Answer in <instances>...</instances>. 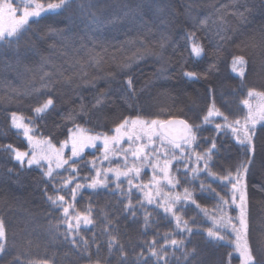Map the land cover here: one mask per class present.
Here are the masks:
<instances>
[{"label":"trees","instance_id":"trees-1","mask_svg":"<svg viewBox=\"0 0 264 264\" xmlns=\"http://www.w3.org/2000/svg\"><path fill=\"white\" fill-rule=\"evenodd\" d=\"M192 31L204 46L198 60L185 46V34ZM236 56L247 61L243 85L232 71ZM193 70L198 78L188 79L184 72ZM45 84L49 86L43 87ZM248 89L264 92V0H74L62 14L44 13L41 22L32 24L19 43L0 48V219L5 223L9 248L7 256L0 259L5 264H15L17 257L21 264L44 260L50 264H95L97 260L100 264H124L115 248L108 250V230L118 237L127 253V264H143L138 254L144 251L145 257L149 255L145 249L152 239L160 245L165 235L184 238L175 229V221L160 209L152 211L153 223L147 229L140 211L130 216L123 203L126 184L121 190L113 181L106 189L83 187L72 201L69 190L77 180L83 184L85 178L90 182L94 177L92 161L100 168L109 165L106 161L100 163L102 147L80 158L76 165L79 175L67 187L61 183L69 175L63 169V175L50 182L40 167H21L5 151L7 145L30 150L26 138L11 126V113L23 115L26 121L32 118L35 130L51 137L59 147L74 123L100 134H111L123 118L136 114L201 124L213 100L231 121L246 113L241 101ZM98 97H103L102 103L94 106ZM46 98L53 99V108L37 119L33 109ZM68 113L74 114V121L65 119ZM211 119L223 123L222 117ZM213 140L219 149L210 161L208 171L213 175L201 171L193 179L189 174L186 183L181 171L176 189L182 192L188 187L200 205L196 208L185 202L179 213L193 227L185 246L188 251L195 248V255L185 259L180 251L169 252L168 264H226L232 251L227 244L210 243L206 230L213 224L211 216L220 215L216 193L224 199L231 196L230 186L225 187L227 181L220 177L234 172L245 154L231 134L218 133L214 123L201 125L198 151L206 150ZM254 143L246 193L249 241L260 259L264 253L261 125H257ZM111 164L115 166L116 161ZM148 178L149 172L144 170L145 183ZM54 187L62 189L60 194L72 204L70 214L91 210L94 223H82L77 236L87 241L86 248L82 244L74 246L65 238L68 229L63 213L47 200ZM130 198L139 207L137 198L143 200V195L133 188ZM153 207L147 206L149 210ZM201 209L210 216H204ZM226 211L233 218L238 215L235 205ZM238 259L233 253L232 264Z\"/></svg>","mask_w":264,"mask_h":264},{"label":"snow or ice","instance_id":"snow-or-ice-1","mask_svg":"<svg viewBox=\"0 0 264 264\" xmlns=\"http://www.w3.org/2000/svg\"><path fill=\"white\" fill-rule=\"evenodd\" d=\"M74 0H0V48L9 47L19 43L20 39L30 30L32 24L41 22V17L46 12L67 11ZM152 5H149L151 7ZM143 20V17H140ZM186 47L194 60L200 59L204 54V46L196 37L195 31L185 34ZM247 67V61L243 56H236L232 60V71L243 78ZM45 75H48L45 73ZM184 75L188 79L195 80L199 74L196 71H186ZM131 89V80L127 81ZM48 84L43 87H48ZM103 97H98L96 104L102 103ZM246 113H242L239 118L231 121L216 108L214 100L203 116L201 124H192L184 119L174 118H145L139 114L123 118L113 129L111 134L92 133L80 124H73L69 129V137L65 139L58 147L53 143L51 137H45L37 132L36 125L32 118L27 121L25 117L16 112L11 113V126L26 138L29 151H20L7 145L5 151H8L12 158L21 166L31 168L33 165L43 170L44 176L51 182L56 176H62L64 172L69 175L61 182L63 187L73 183V179L78 177L76 165L80 158L84 156L86 149L97 148V143L102 145L103 155L100 163L109 161L105 168L97 167L95 161L91 166L95 169V175L88 182L80 183L79 180L69 190L72 201H75L76 192L88 187L91 189L108 188L109 176L113 178L114 186L117 190L122 189L126 184L127 197L123 201L128 214L135 217L137 211L143 216V224L147 229L153 221L150 219L152 211L162 210L165 216H170L175 221V229L183 234L184 238L178 239L175 235H165L163 243L158 245L156 239H152L145 251L148 256H144L141 251L138 256L143 264H168L169 252H182L185 259L195 255V248L188 251L185 246V239L193 235V227L189 226L188 221L182 219L179 214L182 211L183 203L190 202L196 208L197 204L193 192L188 187H183L182 192L176 191L180 185V173L182 171L185 182H188L189 174L193 179L199 177V173L204 171L207 175H213L209 172L210 161L219 149L216 142L210 141L206 150H199L198 144L199 130L201 125L214 123L217 132L224 131L225 134H231L235 143L239 145L240 150L245 154L243 161L234 172H228L221 180H226L225 187L230 186L231 196L229 199L219 198V206L216 211L218 216H211L213 224L206 230V238L210 243L224 245L231 248L228 254L226 264H232L233 253L239 257L237 264H264V253H261L260 259L254 254L249 241V223L247 217V199H246V177L249 167L252 164V156L255 154L254 137L256 135L257 125L264 129V92L255 89L246 91V98L241 101ZM52 98L44 99L38 106L34 107L35 118L42 119L50 109L53 108ZM81 111L84 106L81 105ZM222 117L223 123L214 121L211 118ZM65 119L74 121V114L68 113ZM127 142V143H126ZM70 156L65 157V150L69 149ZM71 160V163H70ZM115 160V167L111 162ZM201 161L203 164H201ZM65 165L68 167L65 168ZM175 165V168L173 167ZM193 165V166H189ZM146 168L151 169V178L144 182L141 178L142 172ZM11 172L12 169H9ZM55 173V176H54ZM123 178V179H122ZM201 184L200 188L203 189ZM133 188L143 194V200L137 198L139 207L133 204L130 196ZM62 189H56L52 195H47V200L55 208L63 213V221L67 225L68 232L65 238L69 239L74 246L77 244L87 245V241L77 236L81 224L88 226L94 223L91 210L87 212L72 211V204L65 200V196L60 194ZM214 192V189H209ZM125 195V191H120ZM181 205V207H177ZM235 205L238 209V215L233 218L227 215V207ZM147 206H154L148 209ZM204 216H210L206 209H201ZM108 236L107 247L111 252L113 248L120 254L124 264H127V253L119 243L118 237L112 231L106 230ZM95 244L96 242L93 241ZM99 253V245H96ZM9 252L7 246V230L3 219H0V258L6 257ZM0 264H5L0 259ZM15 264H21L19 257ZM30 264H50L48 260L39 262H30ZM95 264H100L97 260Z\"/></svg>","mask_w":264,"mask_h":264},{"label":"rangeland","instance_id":"rangeland-1","mask_svg":"<svg viewBox=\"0 0 264 264\" xmlns=\"http://www.w3.org/2000/svg\"><path fill=\"white\" fill-rule=\"evenodd\" d=\"M127 143V142H126ZM97 147H102V145H101V143L100 142H98L97 143ZM95 149H92V148H89V149H86L85 150V152H84V155L86 154V152L87 151H94ZM67 155H69L70 156V145H69V149H66L65 150V157L67 158ZM68 156V157H69ZM105 162V161H104ZM103 162V163H104ZM106 162H109V161H106ZM113 167H115V166H113ZM146 171H148L149 172V178L148 179H150L151 178V169L150 168H146L145 169ZM142 174H143V172H142ZM142 174H141V178H142ZM123 179V178H122ZM113 181V178L111 177V176H109V184L111 183ZM143 195V194H142ZM246 199H247V193H246ZM247 208H248V201H247ZM247 217H248V212H247ZM249 223V222H248Z\"/></svg>","mask_w":264,"mask_h":264},{"label":"water","instance_id":"water-1","mask_svg":"<svg viewBox=\"0 0 264 264\" xmlns=\"http://www.w3.org/2000/svg\"><path fill=\"white\" fill-rule=\"evenodd\" d=\"M176 119H183V118H176ZM185 120V119H184Z\"/></svg>","mask_w":264,"mask_h":264}]
</instances>
